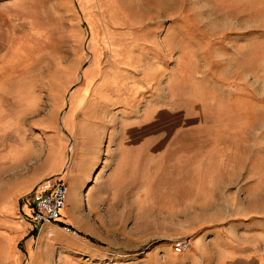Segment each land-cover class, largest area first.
Returning <instances> with one entry per match:
<instances>
[{
    "label": "rangeland",
    "instance_id": "1",
    "mask_svg": "<svg viewBox=\"0 0 264 264\" xmlns=\"http://www.w3.org/2000/svg\"><path fill=\"white\" fill-rule=\"evenodd\" d=\"M121 125L156 146L65 208L69 264L264 257V0H0V264H26L18 210L48 163Z\"/></svg>",
    "mask_w": 264,
    "mask_h": 264
},
{
    "label": "crops",
    "instance_id": "2",
    "mask_svg": "<svg viewBox=\"0 0 264 264\" xmlns=\"http://www.w3.org/2000/svg\"><path fill=\"white\" fill-rule=\"evenodd\" d=\"M114 129L115 131L104 142V150H100L101 148H99L101 147V139L97 140L93 146H88V149L83 151L84 158L78 156V162L69 173L64 169L66 164L63 159L54 165L48 163L43 172L33 182L30 194L26 196V202H22L19 206L18 215L20 221L26 223L22 220L21 215H29L28 205L32 207L34 200L40 196L41 192H35L37 187L45 180L56 176L67 180L69 188L67 207L73 202L78 201L80 209L98 208L100 204L98 196L101 187L118 184L119 178L126 177L123 172L132 167L129 166L133 161L132 158L137 155L149 154L153 151V147L156 146V144L151 143L154 141H151L149 138H140L138 135H132L130 130L133 127H122L121 125ZM101 130L107 129L101 128ZM103 133L105 131H102L99 135H103ZM99 151L105 153V158L102 161H97ZM110 179H115L116 181ZM121 184L125 183L121 182ZM30 195L31 197H29ZM63 217L62 214L60 222L65 223ZM28 225L35 227L31 224ZM57 227V225L53 224L44 225L40 228L38 234H33L29 239H25L24 252L21 253L26 257V264H69L67 261L69 260V256L67 257L66 255L68 253L67 250L62 249L63 246L57 243L61 234L58 231L59 227ZM91 238L88 239L92 241ZM35 242H38L37 245H35ZM89 244L90 242H75L73 245L77 246V251L85 257L89 255L88 251H92ZM58 251L61 252L60 255L57 254ZM235 260H237L238 264H264V257L261 252L254 251H245L238 259H234L233 261Z\"/></svg>",
    "mask_w": 264,
    "mask_h": 264
},
{
    "label": "built area",
    "instance_id": "3",
    "mask_svg": "<svg viewBox=\"0 0 264 264\" xmlns=\"http://www.w3.org/2000/svg\"><path fill=\"white\" fill-rule=\"evenodd\" d=\"M36 191L41 192V194L34 200L31 213L27 216L23 215L22 220L35 226L37 229H40L44 225H59L63 211L68 203L69 188L67 180L59 176L49 178L42 182ZM62 228L68 233L80 236L71 225H64ZM192 246L193 244L190 239H184L176 244L175 252L182 254L189 251Z\"/></svg>",
    "mask_w": 264,
    "mask_h": 264
},
{
    "label": "trees",
    "instance_id": "4",
    "mask_svg": "<svg viewBox=\"0 0 264 264\" xmlns=\"http://www.w3.org/2000/svg\"><path fill=\"white\" fill-rule=\"evenodd\" d=\"M59 224H60L61 227L64 226V224H62L61 222Z\"/></svg>",
    "mask_w": 264,
    "mask_h": 264
}]
</instances>
